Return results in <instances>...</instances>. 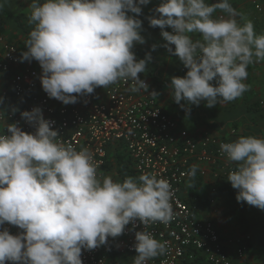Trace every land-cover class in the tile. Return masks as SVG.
Masks as SVG:
<instances>
[{"label":"clouds","instance_id":"obj_1","mask_svg":"<svg viewBox=\"0 0 264 264\" xmlns=\"http://www.w3.org/2000/svg\"><path fill=\"white\" fill-rule=\"evenodd\" d=\"M149 3L31 0L28 23L33 27L20 62L37 61L43 91L65 105L121 80L131 81L133 92L148 91L139 74L145 73L151 54L138 60L132 49L145 43L137 17ZM217 10L226 15L214 16ZM237 16L230 0H162L146 17L150 27L161 29L163 47L187 69L168 85L186 114L201 101L213 107L241 97L248 90L247 67L264 61V34ZM192 34L200 38L193 40ZM20 115L34 132L5 122L7 134H0V264H83L82 249L107 245L109 237L122 235L136 220L144 226L171 221L173 191L166 179L144 173L101 180L91 153L58 142L54 122L44 118L40 107ZM220 150L235 165L227 181L237 190V202L264 210V137L240 136L221 143ZM196 172L193 165L187 175ZM5 224L21 231L11 234ZM135 241L133 264H147L165 252L166 245L148 231H136Z\"/></svg>","mask_w":264,"mask_h":264},{"label":"built area","instance_id":"obj_2","mask_svg":"<svg viewBox=\"0 0 264 264\" xmlns=\"http://www.w3.org/2000/svg\"><path fill=\"white\" fill-rule=\"evenodd\" d=\"M256 8L258 13H263L261 6ZM168 31L172 29L169 27ZM25 50L0 29V76L5 83L0 134H7L5 122H18L23 131L34 132L20 113L40 107L44 118L54 122L52 127L58 131V142L71 145L76 151L87 149L91 153L98 178L104 174L109 154L123 146L133 161L137 178L144 173L155 174L170 183L173 218L167 224L150 222L144 226L139 220L130 223L116 238L117 252L134 258L137 255L135 232L145 230L166 245L165 252L147 264H193L199 257L204 264H234L227 249L234 242L221 238L198 196L186 195L192 183H201L207 178L227 181L235 165L229 164L222 155L220 144L233 140L210 133L196 138L180 129L160 104L159 95L150 94L159 90L147 70L139 75L149 85L148 91L133 92L132 82L121 80L106 88L97 87L94 93L78 98L77 103L65 105L43 91L39 79L42 70L37 61L20 62L21 52ZM13 108L18 111L13 113ZM193 165L197 166V172L189 176L187 173ZM208 204L213 207L216 200L209 199ZM4 227L14 235L21 231L8 224ZM236 244L235 254L243 258L246 244L240 240ZM81 259L83 264H112L103 246L91 251L82 249Z\"/></svg>","mask_w":264,"mask_h":264},{"label":"crops","instance_id":"obj_3","mask_svg":"<svg viewBox=\"0 0 264 264\" xmlns=\"http://www.w3.org/2000/svg\"><path fill=\"white\" fill-rule=\"evenodd\" d=\"M30 2L31 0H0V13L5 18L2 12L6 10L12 16L18 18L16 20H19V17L22 18V15L28 17L27 15L30 13L28 4ZM7 31L3 30L2 32L6 34ZM16 43L26 49L25 45H23L25 43ZM146 44L148 45V43ZM146 44L142 45L144 49L147 47ZM149 47L151 50L146 49L151 52L152 46ZM176 62L181 63L180 60ZM173 63L171 62L165 68L164 74L160 71H149L150 73L147 72V75L150 80H153V77L155 78L153 82L158 86L159 102L164 110L178 122L180 129L189 131L196 138L201 137L204 133H210L214 136L233 141L240 136L253 135L264 137V90L262 93L263 102L261 101V104L259 102L255 104L250 103L248 106L247 99L245 100V97L242 95L231 102H222L213 107H207L206 104L205 106L199 105L196 116L192 115L191 112L190 114H186L182 108H180L181 112H178L180 115L178 118L172 114V107L167 105L165 101V99H169L170 94L167 92L164 95L165 99L162 98L160 88L164 87L168 89L171 77L180 75L173 73ZM169 67L171 70L168 69ZM186 72L187 70L185 72L181 71V73L185 74ZM259 72L262 74L264 83V68L263 71ZM247 92L250 94L249 88L245 93ZM248 96L250 99V95ZM256 106H260V108L258 107L257 110ZM233 131H235V134L232 133ZM104 175H111L114 181H116L113 172ZM236 194L237 190L231 186L230 182H217L210 178L205 179L201 183H192L186 192L187 197L191 195L198 196L202 206L206 210L207 216L214 222L221 238L224 241L234 242L227 248L234 264H264V210L250 206L246 202H237ZM212 198L216 200V204L213 207H209L208 200ZM237 240L243 241L246 244V252L243 258H238L235 254Z\"/></svg>","mask_w":264,"mask_h":264},{"label":"rangeland","instance_id":"obj_4","mask_svg":"<svg viewBox=\"0 0 264 264\" xmlns=\"http://www.w3.org/2000/svg\"><path fill=\"white\" fill-rule=\"evenodd\" d=\"M161 2L162 0H150V3L148 5L141 6L142 13L137 18L141 19L142 21L143 30L141 32V35L145 38V43L141 45L134 44L132 51L135 53L137 59H139V57L144 51H147L148 53L151 54L152 61L148 63L149 66L147 65V69H146L148 73L152 71H160L161 73L164 74L165 68H167L171 62H174L172 64L173 73L175 74L177 73L180 74L179 76H182L185 73H181V71L183 69L185 70L187 69L183 66L182 63L176 62L179 60L178 57L168 53L167 50L163 47L166 41H164L161 36V29L159 27H150L149 22L146 19V17L154 14L155 7H157ZM209 2L215 3L216 0H209ZM230 3L233 5V8H235L237 12L240 13L241 16L243 17V19H241V16H237L236 18L238 22L244 23L245 21H251L254 25L255 32L257 34H264V0H230ZM256 5H259L263 8V13H258ZM128 15L136 16V14L131 12H129ZM223 15L226 14L220 12L219 10H217V12L214 14V16H223ZM24 16L25 15H22V18L19 17V20L10 21L4 18L3 15L0 13V25L4 28L5 32L8 30L5 35L11 41L25 43L26 39L28 38V33L32 29L33 25H30L28 23V17H24ZM19 22H20V26H19ZM168 28L169 27H166L164 30ZM192 35H193L192 36L193 40L200 38L199 34H192ZM146 43H148V45ZM144 44L147 45L146 48H148L149 50H151L149 46H152L154 44L157 45V47L155 50H152L150 52L148 49L143 48L142 45ZM263 68H264V61L254 62L247 67L248 76L247 79L244 81V83L250 89V94L247 92L244 93L243 96L245 97V100L247 99L248 106L250 103L255 104L259 102L261 104L263 102L262 93L264 90V83L262 80V74H260L261 72H259L261 70L263 71ZM168 69L171 70L170 67ZM253 77L254 79H252ZM4 84H5L4 80L0 76V111L4 109V105L2 103V93L4 90ZM160 89H161L160 90L161 96L162 98H164V95L167 92H169V90L164 87H161ZM248 95H250V99ZM165 101L167 105H170L172 107L171 113L176 115V117L178 118L180 116L178 112L180 111L181 107L173 101L171 95L169 99L168 100L165 99ZM181 103L183 104L184 101H181ZM205 104H206L205 101H201L200 103V105L202 106H205ZM190 107H191L190 112L192 113V115L196 116L198 114L197 112L198 106L191 105ZM107 176H111V175H107ZM103 177H105L104 174L100 179L102 180ZM112 179L114 180L113 177Z\"/></svg>","mask_w":264,"mask_h":264},{"label":"trees","instance_id":"obj_5","mask_svg":"<svg viewBox=\"0 0 264 264\" xmlns=\"http://www.w3.org/2000/svg\"><path fill=\"white\" fill-rule=\"evenodd\" d=\"M232 5V4H231ZM233 6V5H232ZM6 19L16 20L18 18L12 16L8 11L3 10L2 12ZM0 29L3 31V27L0 25ZM169 29V28H168ZM168 29H166L168 31ZM147 51H144L139 59L145 58ZM138 59V60H139ZM257 110L258 107L256 106ZM255 108V107H254ZM104 174L114 173L116 181H123L128 177L137 178L136 172L133 167V161L129 154L122 147L116 151L111 152L107 159V165L104 168ZM116 238L109 237L107 245L103 246V252L106 255L108 261L112 264H132L133 258L131 256H122L116 250ZM193 264H204L203 259L199 257Z\"/></svg>","mask_w":264,"mask_h":264}]
</instances>
